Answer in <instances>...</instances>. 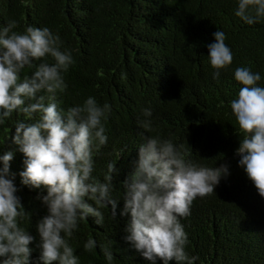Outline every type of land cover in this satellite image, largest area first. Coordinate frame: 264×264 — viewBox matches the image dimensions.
Listing matches in <instances>:
<instances>
[{
	"label": "trees",
	"instance_id": "16d2710c",
	"mask_svg": "<svg viewBox=\"0 0 264 264\" xmlns=\"http://www.w3.org/2000/svg\"><path fill=\"white\" fill-rule=\"evenodd\" d=\"M234 10V0H0V25L15 20L18 31L47 26L60 36L61 48L72 51L73 63L65 73L68 88L58 95L62 107L89 95L111 105L108 143L96 157V175L102 177L108 162L120 169L121 179L131 170L144 132L137 121L146 107L153 113L148 135L171 138L206 166L229 165L230 175L213 193L197 197L190 214L181 218L186 250L199 257L196 264H264V197L237 164L238 127L228 104L240 87L235 67L259 71L264 86V22L246 25ZM217 29L233 53L219 81L213 80L207 58ZM29 72L26 68L22 75ZM17 118L14 113L0 125V144ZM16 147L9 139L2 150ZM22 161L17 151L10 170L17 173V194L31 212L25 226L35 235V221L46 210L34 199L42 189L20 184ZM122 207L121 200L116 220L106 211L103 226L91 217L80 225L70 240L80 264H107L98 246L84 250L89 237L98 244L112 242L113 264H148L122 239Z\"/></svg>",
	"mask_w": 264,
	"mask_h": 264
},
{
	"label": "clouds",
	"instance_id": "9594fccd",
	"mask_svg": "<svg viewBox=\"0 0 264 264\" xmlns=\"http://www.w3.org/2000/svg\"><path fill=\"white\" fill-rule=\"evenodd\" d=\"M234 3V15L244 24L264 22V0ZM16 29L15 20L0 25V125L14 113L19 117L5 140L17 147L3 151L5 142L0 144V264H80L71 238L90 217L103 226L108 211L116 220L121 200L122 239L134 254L148 264H196L199 257L186 250L189 240L181 218L190 214L197 197L213 193L230 175L229 165L206 166L189 158L171 138L148 135L153 113L146 107L137 121L144 132L131 170L121 179L120 169L108 162L102 177L96 175V157L108 143L111 105L89 95L62 107L58 95L68 88L65 73L73 63L72 51L62 49L60 36L47 26ZM212 36L207 58L213 80L219 81L233 53L223 31L217 29ZM26 68L30 72L22 75ZM233 76L240 85L228 101L238 127L237 164L264 197L262 76L246 65L235 67ZM17 151L23 154L20 184L42 189L34 199L46 211L35 221V235L25 226L31 212L17 194V173L10 170ZM97 246L107 264H113L111 241L98 244L89 237L83 244L85 251Z\"/></svg>",
	"mask_w": 264,
	"mask_h": 264
}]
</instances>
